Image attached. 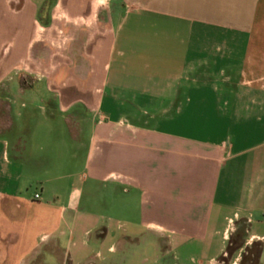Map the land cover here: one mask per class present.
<instances>
[{
  "label": "crops",
  "instance_id": "0c3cea01",
  "mask_svg": "<svg viewBox=\"0 0 264 264\" xmlns=\"http://www.w3.org/2000/svg\"><path fill=\"white\" fill-rule=\"evenodd\" d=\"M232 234L264 264V0H0V264H218Z\"/></svg>",
  "mask_w": 264,
  "mask_h": 264
},
{
  "label": "rangeland",
  "instance_id": "374dc122",
  "mask_svg": "<svg viewBox=\"0 0 264 264\" xmlns=\"http://www.w3.org/2000/svg\"><path fill=\"white\" fill-rule=\"evenodd\" d=\"M240 242H242V237L235 236L234 234H232V236L230 237V242L225 252V256L220 258L218 264H258V258L261 251L260 245L254 244L252 246L243 248L241 252L235 253V250L240 245ZM161 244L163 245V243ZM238 254L240 255L238 256L239 262H236L235 259L237 258ZM29 262L31 261L29 260ZM17 264L29 263L24 257Z\"/></svg>",
  "mask_w": 264,
  "mask_h": 264
},
{
  "label": "built area",
  "instance_id": "2783aa9c",
  "mask_svg": "<svg viewBox=\"0 0 264 264\" xmlns=\"http://www.w3.org/2000/svg\"><path fill=\"white\" fill-rule=\"evenodd\" d=\"M34 198H35V199H38V198H39V196H38V195H35V196H34Z\"/></svg>",
  "mask_w": 264,
  "mask_h": 264
}]
</instances>
